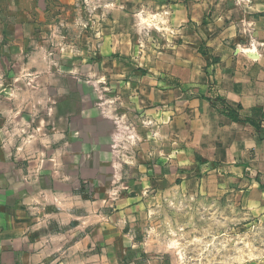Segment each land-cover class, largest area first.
<instances>
[{"label": "crops", "instance_id": "crops-1", "mask_svg": "<svg viewBox=\"0 0 264 264\" xmlns=\"http://www.w3.org/2000/svg\"><path fill=\"white\" fill-rule=\"evenodd\" d=\"M79 1L0 0V264H107L108 226L94 222L109 197L96 207L87 196L105 168L116 187L104 191L122 201L229 193L264 227V119L233 121L213 104L264 114V0ZM78 23L99 26L85 30V50L101 58L88 71L102 79L86 84L121 91L79 111L69 93L54 96L51 131L28 143L14 124L27 119L23 89L44 88V60L49 87H62L54 58L79 48L57 46L56 30Z\"/></svg>", "mask_w": 264, "mask_h": 264}, {"label": "rangeland", "instance_id": "rangeland-1", "mask_svg": "<svg viewBox=\"0 0 264 264\" xmlns=\"http://www.w3.org/2000/svg\"><path fill=\"white\" fill-rule=\"evenodd\" d=\"M79 2L82 7L88 5V0ZM75 14L80 18L86 15L84 9L82 12L77 10ZM60 26L56 30V40L59 39L57 46L65 48V45L71 43L72 46L74 42L79 50L73 54L62 52L54 58L62 66L60 89L49 87L54 73L50 62L45 60V68L41 72L44 88L29 87L27 91L23 89L20 99L23 102H18L16 108L23 109L28 124L24 120H17L14 124L17 126L18 137L23 124L25 136L30 138L28 143L34 141L33 135L51 131L53 119L50 113L54 96H65L69 93L71 102H74L79 111L83 103L95 104L99 96L104 94L113 98L121 91L119 88H94L86 84L88 81L102 79V73L97 72V68L92 73L88 71V66L98 64L101 58L90 55L85 50L91 45L86 38L89 33L85 30L95 32L99 26L84 23H78L76 27L68 24ZM157 29L159 30L158 26ZM73 33H76V40L72 39ZM95 39L93 47L98 46V37ZM119 109L116 114L124 122L132 123V117L128 113L127 117H122L124 111ZM46 139L45 137V141ZM33 150L27 154L31 159L39 155ZM104 170L97 183L101 186L93 184L94 190L92 194L87 193V196H97L95 200L92 199L96 202V207L103 202L101 199L109 197L103 202V220L94 222L108 226L107 232L102 233L107 234L109 239V248L105 255L108 258L107 264H264V227L248 214L239 195L186 194L176 188L169 193L148 192L141 198L137 195L132 201H122L110 192H114L116 187L111 184L112 170ZM104 187L112 189L105 192ZM95 236L99 235L94 233L96 239ZM94 252H100V249L95 248Z\"/></svg>", "mask_w": 264, "mask_h": 264}, {"label": "trees", "instance_id": "trees-1", "mask_svg": "<svg viewBox=\"0 0 264 264\" xmlns=\"http://www.w3.org/2000/svg\"><path fill=\"white\" fill-rule=\"evenodd\" d=\"M217 102H222V106L223 107H218L219 112L224 114L225 116H227L228 118H230L233 121H244V122H250L252 123L254 126H256L257 128L260 127V123L262 121V119H264V114L262 111L260 110H256L255 115L254 116H258L259 117V121H257L254 118H244L241 116L239 110L241 108L238 109H234L232 107H230L229 105L225 104L224 100L221 97H217L215 101H213V104L216 106Z\"/></svg>", "mask_w": 264, "mask_h": 264}]
</instances>
